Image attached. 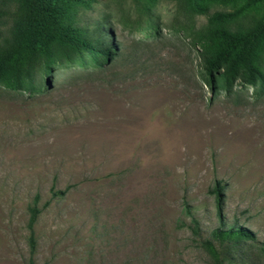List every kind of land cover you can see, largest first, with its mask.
<instances>
[{"label":"rangeland","instance_id":"374dc122","mask_svg":"<svg viewBox=\"0 0 264 264\" xmlns=\"http://www.w3.org/2000/svg\"><path fill=\"white\" fill-rule=\"evenodd\" d=\"M65 2L86 39L115 50L71 52L31 92L0 82V264H264V85L239 70L211 89L197 42L214 12L248 27L256 0L203 14L183 0ZM230 227L251 239H213Z\"/></svg>","mask_w":264,"mask_h":264},{"label":"trees","instance_id":"16d2710c","mask_svg":"<svg viewBox=\"0 0 264 264\" xmlns=\"http://www.w3.org/2000/svg\"><path fill=\"white\" fill-rule=\"evenodd\" d=\"M65 1L0 0V20L9 10L12 15L10 36L0 45V82L8 89L33 91L37 70L41 68L45 73L55 60H68L71 52L84 53L91 58L95 54L105 56L110 50H115L111 42L103 45L86 39L83 32L68 19L67 13L72 5ZM183 1L189 11L203 14L207 12V4L211 0ZM256 2L259 4V15L252 18L248 27L236 26L237 11L214 12L207 17L204 30L198 33L204 77L211 89L217 79L227 81L239 70L247 84L257 81L264 85L260 73V51L264 46V0ZM211 192L216 216L221 223V187L216 183ZM38 213L35 205L29 208L26 228L30 254L35 248L33 224ZM212 237L220 243L251 239L245 229L232 227L215 229ZM206 245L212 250L210 243ZM259 250L264 257V246Z\"/></svg>","mask_w":264,"mask_h":264}]
</instances>
